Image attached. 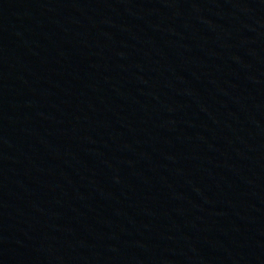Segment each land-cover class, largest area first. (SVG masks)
Instances as JSON below:
<instances>
[{
  "label": "water",
  "instance_id": "water-1",
  "mask_svg": "<svg viewBox=\"0 0 264 264\" xmlns=\"http://www.w3.org/2000/svg\"><path fill=\"white\" fill-rule=\"evenodd\" d=\"M0 264H264V0H0Z\"/></svg>",
  "mask_w": 264,
  "mask_h": 264
}]
</instances>
